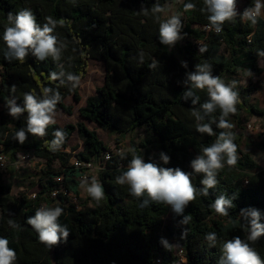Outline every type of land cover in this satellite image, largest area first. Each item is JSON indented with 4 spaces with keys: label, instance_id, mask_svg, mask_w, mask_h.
Returning <instances> with one entry per match:
<instances>
[{
    "label": "trees",
    "instance_id": "trees-1",
    "mask_svg": "<svg viewBox=\"0 0 264 264\" xmlns=\"http://www.w3.org/2000/svg\"><path fill=\"white\" fill-rule=\"evenodd\" d=\"M172 1L0 0V146L11 153L12 159L18 153L33 152L46 164L37 175L34 199L28 195L15 198L11 186L0 183V237L7 238L9 247L16 251L15 264H154L157 257L166 264H175L178 257L174 245L183 249L187 264H217L223 242L235 236L246 239L247 232L242 225L247 221L240 217L241 209L258 210L260 222L264 223V170L243 149L241 127L245 113L264 117V109L241 101V95L251 94L255 88L236 90L239 93L237 111L226 118L233 125L230 131L237 145V163L229 166L225 157V167L216 176V187L209 190L207 197L197 195L185 208L184 215L191 216L187 224H181L183 216L178 215V225L164 226L169 205L150 201L148 206L141 207L146 196L134 198L127 185L116 183V178L127 170L133 154L142 156L140 148L146 150L145 160L152 162L148 145H156L171 158L169 164L160 162L158 166L179 167L191 173L193 185L201 188L203 174L194 173L190 162L225 130L213 123L214 135L196 131L197 121L192 111L208 96L206 89L196 90L200 98L196 105L191 99H183L186 73L195 71V65L203 63L210 64L213 75L221 79L236 76L243 69L259 76L263 73L258 62L264 57L258 56V52L264 51V20L259 19L253 25L237 16L225 22L217 35L214 29L207 30L208 13L202 11L203 0H185L181 4L186 17L181 21L184 45L174 52L158 38L164 11L156 14L151 11L154 4L165 10V5ZM186 3L194 4L195 9L185 11ZM142 6L148 9L147 15L141 11ZM25 8L32 10L41 26L46 22L45 17L57 21L53 34L66 45L60 61H53L51 57L39 61L31 54L24 62L6 59L3 31L9 26L8 14L15 15ZM200 47H206V51L199 52ZM223 47L229 56L221 54ZM141 52L143 62L139 57ZM153 59L158 64L150 68ZM90 60L105 64V82L79 109L80 117L122 138L143 128L147 140L140 148L111 153L97 132L80 122L64 127L49 125L45 136L27 134V140L20 144L15 134L26 129L27 113L14 119L4 106L6 99H15L22 106L25 93H34L39 98L41 89L50 87L61 95L56 113L72 115V107L65 100L72 97L75 102L81 101L79 83L86 75ZM182 61L187 62V68L182 67ZM53 72L65 74L61 77L64 84L49 78ZM68 73L79 77L75 87L67 81ZM213 116L218 121L219 109ZM204 122H209V118ZM56 130H62L65 138L53 150L50 144ZM75 133L82 141L83 151L74 157L80 163L100 160L103 164L99 176L104 198L94 208L79 207L80 204L73 202V199L81 200L80 178L86 171L77 168L71 161L73 155L67 152ZM261 146L264 148V139ZM106 153H110V158L105 161ZM221 194L235 196V207L229 209L228 216H220L210 207ZM41 206L64 209L59 223L70 231L66 242L61 239L52 248L40 243L27 219ZM9 220L19 227L10 226ZM209 232L217 234L214 247L205 240ZM161 238L168 241V247L160 243ZM251 246L264 259V236Z\"/></svg>",
    "mask_w": 264,
    "mask_h": 264
},
{
    "label": "clouds",
    "instance_id": "clouds-1",
    "mask_svg": "<svg viewBox=\"0 0 264 264\" xmlns=\"http://www.w3.org/2000/svg\"><path fill=\"white\" fill-rule=\"evenodd\" d=\"M204 9L207 11V19L209 21L207 28L214 29L219 33L225 22L233 21L238 15L243 21H249L255 25L258 18L262 15L264 3L262 0H255L254 6L245 8L242 14L237 11V0H203ZM195 5L186 3L184 10H193ZM141 11L147 15L148 9L141 7ZM153 14L164 11L159 4H154L151 9ZM46 22L41 26L37 22L36 16L31 9L25 8L18 11L15 15L8 14L9 26L4 28L3 41L7 47L5 53L6 59L24 62L26 57L31 54L39 61H45L49 57L53 61H60L62 52L66 45L60 41L54 30L57 21L52 17H45ZM61 25L63 21H60ZM182 23L179 15H173L170 18L159 23V41L162 45L169 48L182 39L181 36ZM206 51V47H200L199 52ZM144 54H139L141 62H143ZM258 56L264 57V51H259ZM158 61L153 59L149 65L155 68ZM182 67L187 68V62H181ZM65 74L61 72L57 74L51 73L49 78L53 81L59 80L60 84H64L61 79ZM248 75L252 76L250 70ZM68 82H72L75 87L79 81V77L68 73L66 76ZM186 91L182 93L185 100L191 99L193 105L199 102V96L196 90L203 91L206 89L208 99L200 105L198 109L192 111L193 117L197 121L196 131L201 134L214 135L212 124L215 123L217 128L224 129L217 136L216 140L209 146H205L190 162V167L194 173L203 174L200 183L201 188H197L192 183L191 173L183 171L179 167H161L153 162H145L143 156L133 154L128 163L127 170L116 178V183L127 185L130 195L134 198L143 199L141 207H146L151 202L163 203L169 205L172 211L183 216L181 224H187L191 220L190 215H184L185 208L190 202L194 201L197 195L207 197L209 190L216 187L218 180L216 179L219 170L226 164L233 166L237 163V145L234 143V133L230 131L233 125L226 119L230 114L237 111L236 104L239 99L236 88V81L230 84L225 83L220 76L213 75L212 67L208 63L196 64L195 71L187 72L186 79L183 81ZM59 87V85L57 86ZM15 86H13L14 90ZM42 96L37 97L34 93H25L23 97V105L17 104L15 99H6L5 107L8 109V115L19 118V116L27 113L26 129H20L15 134V139L24 144L27 140V134L43 137L47 134L46 130L49 125L55 123L56 106L61 100L58 90L50 87L41 89ZM219 109L220 116L217 119L213 114ZM209 118V122L205 123V119ZM54 139L51 141L50 147L55 150L63 142L65 134L62 130L54 132ZM163 164L170 163V156L164 152L159 154ZM89 195L97 202L104 198L103 186L93 180L91 185L87 187ZM235 196L228 197L226 194L217 196L210 206L220 216H228L229 209L235 207L233 204ZM64 209L57 207L41 206L35 212L34 216L27 219L30 225L38 234L40 243L49 248L60 243L61 239L65 242L70 234L66 225L59 223V217L63 214ZM242 220H246L247 224H243L242 228L247 232L246 239L235 236L222 244L221 255L217 264H264V259L255 248L251 246L264 236V223H261L260 212L256 209H241L239 213ZM9 225L13 228L19 227L14 221L9 220ZM183 236V233H182ZM205 240L209 246L214 247L217 243V234L209 232L205 234ZM251 242V243H250ZM160 243L164 247H168V241L161 238ZM17 253L9 247V240L0 237V264H15Z\"/></svg>",
    "mask_w": 264,
    "mask_h": 264
},
{
    "label": "rangeland",
    "instance_id": "rangeland-1",
    "mask_svg": "<svg viewBox=\"0 0 264 264\" xmlns=\"http://www.w3.org/2000/svg\"><path fill=\"white\" fill-rule=\"evenodd\" d=\"M264 3V0H262ZM173 15H179L181 21H185V14L182 12L181 4L176 0L169 2L165 5L164 20L170 18ZM184 45V39L182 38L178 41L174 47L170 48L174 52H178ZM221 54L224 56H229L225 48L221 49ZM258 66L262 69V75H256L251 72L253 75L259 79V82L256 86H253L250 83V79L252 76L248 75V70L243 69L240 73L233 77L224 76L222 80L230 84L232 81H236L235 90H239L240 88H255L251 94H243L241 95V101L247 103L248 105H254L259 107L260 109H264V88L261 87L262 83H264V60H260L258 62ZM1 73V70H0ZM106 76V67L103 62H98L95 60H90L88 62V68L85 77L79 83V95L81 97L80 102H75L72 97H68L65 100V104L67 106L72 107V115H67L62 111H59L55 114L54 119L55 123L51 125H55L56 127H64L65 125L72 124L76 125L80 122H84L86 126L95 130L98 134L100 140H102L106 146L108 147L111 153H123L126 151H130L131 148H140L141 144L147 140L146 132L143 128H139L133 133L127 135L122 138L117 135L112 134L111 132H107L99 128L96 124L90 123L86 120H83L80 117L79 109L86 105V100L89 97L96 95V90L103 86L105 82ZM250 124L251 128H247V125ZM243 128V149L248 152L252 159L256 161L260 168L264 170V148H262L261 143L264 139V117L244 114V122L241 126ZM147 145V144H146ZM150 149L149 159L153 163H160L159 154L162 152L158 150L156 145H148ZM142 151V156L145 160L146 150L140 148ZM75 150V151H74ZM83 151L82 141L80 140L77 133H75L68 145L67 152L72 154V163L76 161L74 155ZM9 158V166L8 169L2 171L0 170V183L5 185H10L12 188V195L15 198H20L22 195L31 196L36 193L37 186V175L41 171V169L45 168L44 161H22L18 164L15 163V159L11 158V153H7ZM103 170V164L100 160H94L92 163V167L89 168L87 172L86 179H80V201L73 199L74 203L80 204L79 207H83L84 205L87 208H94V206L100 204L93 199L89 193L87 192V187L91 185L93 180H96L100 183V172ZM164 226L170 225L175 226L179 224L178 215L175 214L171 207L168 215L164 218ZM174 249L176 252V245H174Z\"/></svg>",
    "mask_w": 264,
    "mask_h": 264
},
{
    "label": "built area",
    "instance_id": "built-area-1",
    "mask_svg": "<svg viewBox=\"0 0 264 264\" xmlns=\"http://www.w3.org/2000/svg\"><path fill=\"white\" fill-rule=\"evenodd\" d=\"M178 3L183 4L185 0H176ZM255 0H237V11L238 13L242 14L243 11L245 10V8L248 7H252L254 6ZM239 16V15H238ZM240 17V16H239ZM264 20V9H262V15L258 18ZM207 30H209V28H207ZM215 32V30H214ZM221 32L217 33L215 32V34L219 35ZM250 38V37H249ZM259 82V79L254 75L251 77L250 79V83L253 86H256ZM261 87L264 88V83H262ZM247 128H251V125L248 124ZM121 152L117 153L120 154ZM110 158V153H106L105 154V161L108 160ZM22 161H43L40 160L38 158L35 157V155L33 154V152H22V153H18L17 154V158L15 159V163L18 164ZM92 162L90 163H80L77 159L76 161L73 163L77 168H81V169H86V171L92 167ZM9 166V158L7 156L6 151L4 150L3 146H0V170L4 171L6 169H8ZM84 171L81 178L80 179H86L87 178V172ZM55 196V194H53ZM31 198H35L36 194H32L30 196ZM176 256L178 257V261L175 264H187V260L185 259V254L183 249L176 245V252H175ZM154 264H166L162 258L157 257L154 260Z\"/></svg>",
    "mask_w": 264,
    "mask_h": 264
},
{
    "label": "crops",
    "instance_id": "crops-1",
    "mask_svg": "<svg viewBox=\"0 0 264 264\" xmlns=\"http://www.w3.org/2000/svg\"><path fill=\"white\" fill-rule=\"evenodd\" d=\"M58 113V112H57ZM56 114V113H55ZM82 148H83V145H82Z\"/></svg>",
    "mask_w": 264,
    "mask_h": 264
}]
</instances>
